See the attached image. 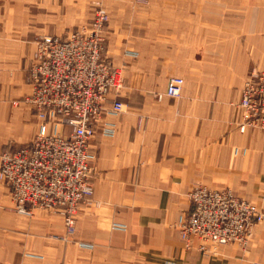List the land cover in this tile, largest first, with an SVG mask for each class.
Here are the masks:
<instances>
[{
	"label": "crops",
	"instance_id": "0c3cea01",
	"mask_svg": "<svg viewBox=\"0 0 264 264\" xmlns=\"http://www.w3.org/2000/svg\"><path fill=\"white\" fill-rule=\"evenodd\" d=\"M109 0L105 58L122 69L120 116L104 112L90 142L94 194L67 237L56 211L19 213L0 181V264H264V223L246 252L194 238L177 222L197 186L229 189L264 209V134L240 132L238 103L252 70L264 71V0ZM93 0H0V161L31 143L40 120L24 98L43 35L89 25ZM132 53L138 54L133 56ZM172 78L185 83L165 96ZM161 95V97H159ZM115 124L113 136L101 131Z\"/></svg>",
	"mask_w": 264,
	"mask_h": 264
},
{
	"label": "built area",
	"instance_id": "2783aa9c",
	"mask_svg": "<svg viewBox=\"0 0 264 264\" xmlns=\"http://www.w3.org/2000/svg\"><path fill=\"white\" fill-rule=\"evenodd\" d=\"M105 18L91 27L71 30L66 36L43 35L36 39L34 63L26 81L31 91L24 101L40 120L34 140L7 146L1 153L0 181L11 189L15 209L33 215L35 210L61 213L66 235L76 232V217L94 194L90 142L98 133L103 113L120 116L126 105L113 100L112 92L124 88L122 69L106 60ZM183 78H172L165 96L179 98ZM161 97V95H159ZM240 132L258 129L264 134V71L252 70L238 103ZM115 124L101 131L113 136ZM193 210L182 216L177 229L187 247L196 238L217 246H246L253 228L264 221V211L229 189L195 187L189 194Z\"/></svg>",
	"mask_w": 264,
	"mask_h": 264
},
{
	"label": "rangeland",
	"instance_id": "374dc122",
	"mask_svg": "<svg viewBox=\"0 0 264 264\" xmlns=\"http://www.w3.org/2000/svg\"><path fill=\"white\" fill-rule=\"evenodd\" d=\"M108 1L109 0H93L94 17H93L91 23L89 25L85 26V27H91L94 23H96L98 21L99 17H104L105 18L104 34H105L106 40L108 39V24H109V21H110V15H109V12H108V7H107ZM131 3H132L134 12L137 13V14L138 13H140V14H142V13H150L153 10V8H152L153 7L152 0H132ZM150 14H152V13H150ZM132 54H133V56L134 55L135 56L138 55V54H135V53H132ZM244 201H246V200H244ZM246 202H249V201H246ZM249 203L257 206L256 204H254L252 202H249ZM257 207L259 209H261L262 211H264V209H262L261 207H259V206H257ZM263 223H264V221L261 224H263ZM259 225L255 226L253 228V233L255 232L256 228ZM253 236H254V234L250 238L248 244L246 246H244V247L240 246V245H237V244H230V245H237V246H239V248H241V250H243V252H246L248 247H249V244H250V242H251V240L253 238Z\"/></svg>",
	"mask_w": 264,
	"mask_h": 264
}]
</instances>
